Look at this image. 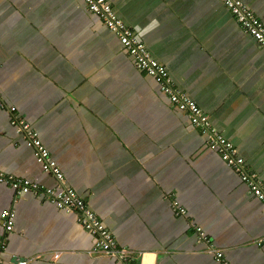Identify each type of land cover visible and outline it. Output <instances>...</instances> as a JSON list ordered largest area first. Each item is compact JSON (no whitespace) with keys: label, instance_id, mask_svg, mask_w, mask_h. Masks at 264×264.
Returning a JSON list of instances; mask_svg holds the SVG:
<instances>
[{"label":"crops","instance_id":"crops-1","mask_svg":"<svg viewBox=\"0 0 264 264\" xmlns=\"http://www.w3.org/2000/svg\"><path fill=\"white\" fill-rule=\"evenodd\" d=\"M109 1L264 178V49L231 11L221 0ZM241 1L264 22V0ZM2 101L36 127L121 246L156 253V264H223L197 225L229 263L264 264L263 203L83 0H0ZM10 119L0 109V168L56 186ZM9 209L16 226L6 240L0 224V264H122L93 252L76 215L0 184V215Z\"/></svg>","mask_w":264,"mask_h":264},{"label":"built area","instance_id":"built-area-1","mask_svg":"<svg viewBox=\"0 0 264 264\" xmlns=\"http://www.w3.org/2000/svg\"><path fill=\"white\" fill-rule=\"evenodd\" d=\"M87 8L99 17L100 23L111 30L119 40L121 47L135 60L136 66L147 75L155 77L160 83L162 92L168 97L172 106L176 107L185 117L189 118L193 127L197 128L206 138L210 149L216 150L222 160L233 168L245 184L248 192L259 199L264 205V178L254 170L248 168L244 157L240 154L235 142L223 136L212 123L208 114L183 89L178 86L166 66L158 62L151 54L146 44L141 41L132 28L119 18L109 0H83ZM231 11L242 30L252 36L264 49V22L241 0H221ZM0 109L11 114L10 123L23 133L28 146L35 152L37 162L43 171L52 174L56 186L44 187L35 181L18 177L0 168V184L14 189L16 199L27 193H34L44 200L55 204L66 214L76 215L80 225L96 239L94 253H104L122 264H156V253L148 251H131L121 246L114 234L101 221L97 213L89 207L77 190L69 185L64 172L58 162L52 157L50 150L43 143L38 130L24 116L19 114L17 106L0 102ZM166 200L173 203L177 216L185 215L186 208L172 196ZM15 214L12 210H5L0 215V224L4 227L3 239H10L15 229ZM199 241L209 245V251L214 254L218 263L231 264L224 251L213 245L212 238L202 227L194 225ZM59 257V255H57ZM37 257L17 258L16 264H30Z\"/></svg>","mask_w":264,"mask_h":264},{"label":"trees","instance_id":"trees-1","mask_svg":"<svg viewBox=\"0 0 264 264\" xmlns=\"http://www.w3.org/2000/svg\"><path fill=\"white\" fill-rule=\"evenodd\" d=\"M157 80V79H156ZM157 82H158V80H157ZM159 83V82H158Z\"/></svg>","mask_w":264,"mask_h":264}]
</instances>
